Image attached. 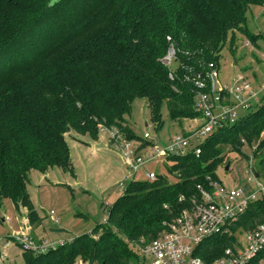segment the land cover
<instances>
[{"label": "trees", "instance_id": "obj_1", "mask_svg": "<svg viewBox=\"0 0 264 264\" xmlns=\"http://www.w3.org/2000/svg\"><path fill=\"white\" fill-rule=\"evenodd\" d=\"M251 4L264 0H0V205L9 199L18 211L32 208L27 191L32 170L72 169L65 134L95 139L103 124L148 144L125 119L134 98L146 99L159 126L163 105L179 122L201 117L193 85L183 79L186 70L176 68L177 77L170 79L161 62L166 37L189 52L179 54L181 64L192 67L196 59L218 64L227 33L244 25ZM262 133L264 103H259L207 138L199 155L168 156L174 182L159 174L129 180L106 221L95 227L98 238L81 235L44 252L23 250V264H75L78 257L91 264H141L136 245L163 232V223L184 206L180 195L187 198L207 175L216 177L215 168L229 160L224 151L255 143L251 167L264 177ZM251 209L240 225L261 219L264 203ZM28 216L30 226L41 224L33 208ZM228 245L227 236L209 239L198 254L210 262Z\"/></svg>", "mask_w": 264, "mask_h": 264}, {"label": "rangeland", "instance_id": "obj_2", "mask_svg": "<svg viewBox=\"0 0 264 264\" xmlns=\"http://www.w3.org/2000/svg\"><path fill=\"white\" fill-rule=\"evenodd\" d=\"M245 16L244 25L240 29L229 31L226 43L220 49L216 85L232 86L237 77L241 76L258 93L261 103H264V4L249 5ZM160 113L161 126L151 119L146 99L137 97L133 99L125 119L135 136L142 139L143 134L148 133L159 145H165L172 136L192 130L197 124V121L190 118L180 122L173 120L165 105L161 107ZM72 134L74 137L65 134L72 169L63 170L56 166L46 173L32 170L29 175L27 191L33 210L41 218L40 225L35 223L29 228L28 212L32 210L31 207H19L23 213L21 215L9 199L3 200L0 205V238L11 237L6 247L0 246V264L24 263L23 247L12 238L23 235V232L36 247L43 246L44 243L47 247L69 244L72 239L81 235H86L89 239L100 236L101 231H94L95 227L106 221L109 207L126 189L129 181L125 178L131 171L119 148L112 143L108 131L99 132L95 139L75 132ZM138 141L131 140L133 145ZM254 146L255 143H245L240 151H224L230 161L229 170L225 171V165L220 163L214 174L226 187H241L247 192L258 191L264 181L261 178L248 181V163ZM224 148L227 147L223 146ZM158 161L139 168L135 180L146 179V168L159 175H166L170 182H174L176 177L167 171L169 163L161 162V158ZM55 217L59 218V223L54 221ZM24 219L26 220L23 221ZM31 252L38 253L36 250ZM80 260L78 257L75 261ZM142 261L141 264H152L153 258L147 256Z\"/></svg>", "mask_w": 264, "mask_h": 264}, {"label": "built area", "instance_id": "obj_3", "mask_svg": "<svg viewBox=\"0 0 264 264\" xmlns=\"http://www.w3.org/2000/svg\"><path fill=\"white\" fill-rule=\"evenodd\" d=\"M166 40L168 47L161 62L167 67L170 79L177 77L176 68L186 70L183 79L193 85L194 108L201 112V117L191 119L197 121L192 130L172 136L165 145L156 143L148 133H144L142 138L148 144L143 146L142 141H138L133 145L117 128L99 124L98 131H108L112 143L119 148L130 169L131 173L125 178L128 181L136 178L139 168L158 163L160 158L161 162H166L171 155L188 152L199 155L201 144L207 138L219 129L234 124L243 113L261 103L258 93L243 77L238 76L232 86H217L219 70L216 62L196 59L195 66L181 64L179 54L188 55L189 52L181 51L169 36ZM248 173V181L256 178L264 181L263 176L254 175L256 172L251 167V161L248 163ZM144 174L148 180L157 177L152 169L144 168ZM178 200L184 202V206L173 218L163 223V232L148 243L141 240L142 244L136 245L142 259L151 256L152 264H264V209L259 217L261 219L250 218L251 226L239 224L251 207L254 212L264 203V182L258 191L247 192L241 187L228 188L217 176L212 178L207 175L204 184L196 185L195 193L187 198L180 195ZM50 214L54 215L53 211ZM54 221L59 223V218L55 217ZM223 236L230 239V245L219 256L207 262L198 254L204 242ZM9 238H0V246L6 247ZM12 238L20 242L23 250L44 252L49 248L45 243L36 247L24 232ZM75 264L91 263L80 260Z\"/></svg>", "mask_w": 264, "mask_h": 264}, {"label": "water", "instance_id": "obj_4", "mask_svg": "<svg viewBox=\"0 0 264 264\" xmlns=\"http://www.w3.org/2000/svg\"><path fill=\"white\" fill-rule=\"evenodd\" d=\"M229 166H230V161H228L225 166H224V170L227 171L229 170ZM255 176H257V173L254 174Z\"/></svg>", "mask_w": 264, "mask_h": 264}, {"label": "crops", "instance_id": "obj_5", "mask_svg": "<svg viewBox=\"0 0 264 264\" xmlns=\"http://www.w3.org/2000/svg\"><path fill=\"white\" fill-rule=\"evenodd\" d=\"M23 210V209H22ZM18 211V210H17ZM21 215H23V213L22 212H20V208H19V211H18ZM26 219H24L23 221H25ZM26 225H28V223H26ZM29 226V228H32V226H30V225H28ZM3 259H4V257H3Z\"/></svg>", "mask_w": 264, "mask_h": 264}]
</instances>
